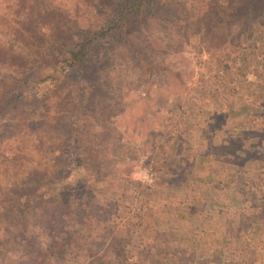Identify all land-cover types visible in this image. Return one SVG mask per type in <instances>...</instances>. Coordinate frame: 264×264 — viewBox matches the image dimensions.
I'll return each mask as SVG.
<instances>
[{
  "label": "rangeland",
  "instance_id": "obj_1",
  "mask_svg": "<svg viewBox=\"0 0 264 264\" xmlns=\"http://www.w3.org/2000/svg\"><path fill=\"white\" fill-rule=\"evenodd\" d=\"M73 1L31 0L47 7L34 31L39 18L23 26L0 0V48L25 61L49 56L84 25ZM244 3L230 0L221 20L193 26L149 18L133 31L134 50L114 43L95 64L67 72L52 106H22L28 130L0 145V186L11 173L25 184L52 177L60 136L47 130L71 113L81 76L94 83L77 111L82 165L1 214L0 264H97L93 251L111 235L127 239L121 264H190L193 249L203 264H264V12L251 19ZM194 7L202 12L207 1ZM89 206L99 215L85 229ZM229 228L240 235L223 248ZM55 241L61 247L48 256Z\"/></svg>",
  "mask_w": 264,
  "mask_h": 264
},
{
  "label": "trees",
  "instance_id": "obj_2",
  "mask_svg": "<svg viewBox=\"0 0 264 264\" xmlns=\"http://www.w3.org/2000/svg\"><path fill=\"white\" fill-rule=\"evenodd\" d=\"M14 15L19 17L21 25H28L31 20L39 21L35 23L34 31L40 30L45 21L47 7H33L31 0H6ZM200 1H207V7L202 12L195 9V5ZM230 0H74L70 5L74 14L79 13L83 18L84 25H79L74 35L66 43L56 47L53 52L49 51V56L33 58L29 56L27 61L18 56L11 46L0 48V145H10V139L21 137L27 129L28 116L22 106L35 104V100L41 99L46 105L52 106L53 97L57 94V85L70 70L86 68L95 64L100 54L105 55L114 43L123 44L131 50L133 49L132 34L145 20L158 16H164L168 20L183 19L188 25L203 19L206 22L221 20L227 12V4ZM240 1V0H239ZM244 12L253 19L254 16L264 12V0H243ZM237 4V2H233ZM235 7L233 5L231 8ZM241 7H238L240 9ZM234 11H236V9ZM36 11V17L31 18ZM84 17H83V16ZM17 20V19H16ZM208 24V23H207ZM193 26V25H192ZM41 27V28H40ZM30 29V28H29ZM69 29V28H67ZM33 32L30 29V33ZM134 50V49H133ZM147 64V63H146ZM148 71H150L148 69ZM86 74L82 75L77 86L78 98L74 100V108L71 113L65 111L59 128L54 126L48 128V132H53L60 136V140L50 148V154L54 158L55 168L52 177L42 178L33 176L29 183H19L13 178L12 173L0 186V217L8 210L16 211L23 208L30 200L38 199L33 196L37 190L46 192L44 188H53L63 185L65 175L69 170L73 171L75 165L83 162L81 152L77 149L78 137L82 135V122L77 111L85 106L87 92L91 91L94 83L86 80ZM52 118V117H51ZM68 121V123H67ZM70 126L67 131V124ZM21 133V134H20ZM57 148V153L53 150ZM12 147L3 148L1 153L9 155ZM72 159V161L69 160ZM90 161V160H88ZM71 163V164H70ZM75 164V165H73ZM70 165V167H69ZM69 167V168H68ZM93 168L91 167V171ZM46 185V187H44ZM92 207H88L85 214L83 226L88 228L93 218L98 219ZM86 221V223H85ZM252 225V223L249 221ZM243 226V225H242ZM236 229V228H235ZM229 228V236H226L223 248H230L229 242L233 245L239 238L240 233H233ZM237 233V234H236ZM246 233V228L241 231V235ZM231 234V235H230ZM84 235L83 233L81 234ZM127 239L117 238L111 235L109 242L104 249L99 252L93 251L97 264H121L117 256L122 253L120 246H123ZM170 242V241H169ZM61 242L55 241L48 251V256L54 254L55 250L61 247ZM241 245V244H239ZM243 245H241V248ZM245 248V247H244ZM246 250V248H245ZM183 252V251H182ZM194 249L191 250L190 264L204 263L203 258L194 257ZM164 264V263H162ZM165 264H182L168 260ZM185 264V261H183ZM216 264V263H215Z\"/></svg>",
  "mask_w": 264,
  "mask_h": 264
},
{
  "label": "crops",
  "instance_id": "obj_3",
  "mask_svg": "<svg viewBox=\"0 0 264 264\" xmlns=\"http://www.w3.org/2000/svg\"><path fill=\"white\" fill-rule=\"evenodd\" d=\"M258 221H259V219H258ZM261 222H262V223H257V224H259V225H260V224H263V223H264V219H263V220H261Z\"/></svg>",
  "mask_w": 264,
  "mask_h": 264
}]
</instances>
